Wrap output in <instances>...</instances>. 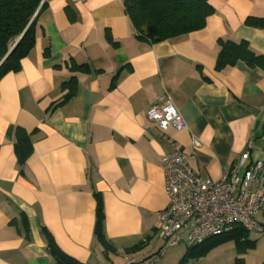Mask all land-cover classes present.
<instances>
[{
    "label": "crops",
    "instance_id": "0c3cea01",
    "mask_svg": "<svg viewBox=\"0 0 264 264\" xmlns=\"http://www.w3.org/2000/svg\"><path fill=\"white\" fill-rule=\"evenodd\" d=\"M44 1L34 47L0 80V264H52L42 228L83 264H139L165 245L162 155L178 151L213 180L245 152L247 164L264 161V29L245 25L264 18V0H207L213 14L202 29L158 43L137 37L121 0ZM220 40L246 42L261 62L216 70ZM71 77L74 95L49 111ZM167 101L185 129L147 118ZM17 128L32 145L23 166ZM96 194L107 246L94 233ZM256 220L264 226V208ZM248 239L253 247L227 243L190 264H264V233ZM165 257L153 264H177Z\"/></svg>",
    "mask_w": 264,
    "mask_h": 264
},
{
    "label": "trees",
    "instance_id": "16d2710c",
    "mask_svg": "<svg viewBox=\"0 0 264 264\" xmlns=\"http://www.w3.org/2000/svg\"><path fill=\"white\" fill-rule=\"evenodd\" d=\"M125 14L132 23L137 37L150 43L162 42L174 37L188 34L202 29L213 9L207 0H121ZM45 5L44 0H0V80L8 73H16L20 69V62L25 58L36 40L39 27L37 19ZM245 25L257 29H264V18H248ZM220 51L216 59V70L234 66L238 61L254 67L261 62L262 57L255 55L244 41L238 43L219 41ZM48 50V49H47ZM49 54V50L46 55ZM87 66L72 65V72H84ZM76 78L71 77L62 83L64 92L62 100L54 104L49 111L72 98L75 93ZM14 150L18 164L23 166L25 160L32 153L29 136L22 129L17 128L14 133ZM95 228L94 233L98 242L107 246L103 233V202L99 195H95ZM46 241V248L52 264H83L65 254L55 243L54 239L42 228ZM249 232L243 227L236 226L232 231L221 236L207 239L201 244L188 247L177 264H190L205 257L212 250L234 243L241 248H250L254 242L249 239ZM139 247L127 250L133 253ZM234 264H244L235 260Z\"/></svg>",
    "mask_w": 264,
    "mask_h": 264
},
{
    "label": "built area",
    "instance_id": "2783aa9c",
    "mask_svg": "<svg viewBox=\"0 0 264 264\" xmlns=\"http://www.w3.org/2000/svg\"><path fill=\"white\" fill-rule=\"evenodd\" d=\"M147 118L161 130L181 131L186 124L170 102L152 106ZM193 147L200 142L192 138ZM249 153L237 164L222 170L217 180L198 175L182 153L174 151L160 157L159 166L168 204L157 216L158 238L168 247L185 242L188 247L229 233L236 226L248 232L264 233L256 217L264 208V161L247 164ZM163 249L139 264H153L163 257ZM126 258L125 264H137Z\"/></svg>",
    "mask_w": 264,
    "mask_h": 264
},
{
    "label": "rangeland",
    "instance_id": "374dc122",
    "mask_svg": "<svg viewBox=\"0 0 264 264\" xmlns=\"http://www.w3.org/2000/svg\"><path fill=\"white\" fill-rule=\"evenodd\" d=\"M187 248H188V246H187V244L185 242H182L180 245L175 246V247H168V244H165L164 247L162 248L163 251L166 254V257H165L166 258V261L164 263H168V261H170V260L171 261L172 260L173 261L176 260L177 263H178L180 261V259L183 257V255H184V253H185V251H186Z\"/></svg>",
    "mask_w": 264,
    "mask_h": 264
}]
</instances>
